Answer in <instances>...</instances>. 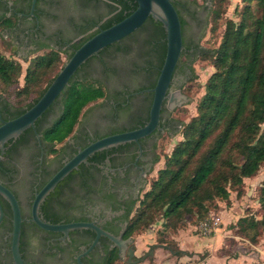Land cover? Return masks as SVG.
Masks as SVG:
<instances>
[{
	"label": "water",
	"instance_id": "water-1",
	"mask_svg": "<svg viewBox=\"0 0 264 264\" xmlns=\"http://www.w3.org/2000/svg\"><path fill=\"white\" fill-rule=\"evenodd\" d=\"M214 0H0V31L15 22L12 55L67 57L43 93L16 116L0 104V264L137 262L121 238L127 214L169 135L185 72ZM107 87L79 146L43 168L40 151L68 87Z\"/></svg>",
	"mask_w": 264,
	"mask_h": 264
},
{
	"label": "trees",
	"instance_id": "trees-1",
	"mask_svg": "<svg viewBox=\"0 0 264 264\" xmlns=\"http://www.w3.org/2000/svg\"><path fill=\"white\" fill-rule=\"evenodd\" d=\"M224 0H215L212 16L222 12ZM238 18H228L220 42L215 47L200 45L195 58H209L214 70L205 82V90L197 103V113L183 125V137L167 155L165 165L158 169L139 199L130 220L131 233L151 224L157 210L165 217L180 220L185 213L199 219L209 216V206L216 198H228L231 187L238 186L245 176L257 172L264 162V0H242ZM25 70L24 84L15 88L13 98L43 85L32 99L17 103L6 98L5 108L16 116L29 107L46 89L60 67L48 76L61 61L55 51L31 57ZM194 59V60H195ZM188 64L184 81L195 77ZM19 72V63L0 51V78L10 84ZM184 85V83H183ZM183 88V86H182ZM107 87L93 83L68 87L63 100L67 102L57 123L44 135L47 152H57V142L64 141L80 121L83 108L92 100L107 96ZM174 131V130H173ZM156 160V158H155ZM262 215L246 214L237 219L241 230L254 229L251 239L264 232V181L259 188ZM183 250L175 249V254Z\"/></svg>",
	"mask_w": 264,
	"mask_h": 264
},
{
	"label": "rangeland",
	"instance_id": "rangeland-1",
	"mask_svg": "<svg viewBox=\"0 0 264 264\" xmlns=\"http://www.w3.org/2000/svg\"><path fill=\"white\" fill-rule=\"evenodd\" d=\"M242 4V0H224L219 17L214 18L212 12L210 13L199 42L207 47L217 46L224 31L225 21L228 18L236 20ZM0 51L3 52L1 45ZM3 53L12 56L8 51ZM60 57V63L49 70L48 76L52 75L57 67H61L67 58L61 55ZM15 60L19 63V72L10 81L12 83L7 85H4L0 78V92L6 98L17 102L13 98L14 90L24 84L25 70L31 64L32 58H29V61H18V58ZM192 66L195 77L183 81L184 85L181 90V93H184L188 99L178 105L176 113V118L181 120L182 124L188 122L197 113L196 106L204 93L205 82L215 69L209 58L199 57L194 60ZM44 81L45 78L40 80L36 88L32 89L31 87L27 94L21 95V100L17 103H24L32 99ZM263 127L264 124L261 125V130ZM182 129L183 125L177 127L169 135L157 139L156 161L143 192L148 189L150 182L157 176L158 169L165 165L166 157L173 146L183 137ZM263 181L264 162L256 173L245 176L240 185L232 186L228 198H214L209 206V216L202 220L194 213H185L180 220L167 218L162 214V209L157 210L151 224L133 232L137 255H142L150 249L153 252L143 260L130 264H264V232H259L252 240L251 237L255 230L251 228L241 230L236 224L237 219L246 214L256 218L261 217L259 188ZM138 203L139 201L134 208V213ZM213 215L220 217L218 227L204 231L201 227L202 222L205 219L209 220ZM175 249L183 251L175 254L173 252Z\"/></svg>",
	"mask_w": 264,
	"mask_h": 264
},
{
	"label": "flooded vegetation",
	"instance_id": "flooded-vegetation-1",
	"mask_svg": "<svg viewBox=\"0 0 264 264\" xmlns=\"http://www.w3.org/2000/svg\"><path fill=\"white\" fill-rule=\"evenodd\" d=\"M21 1L22 0H4V6L5 7H16ZM213 6H214V2H213L212 7ZM212 7H211V10H212ZM211 10L209 12L208 17L210 16ZM208 17H207V20H208ZM207 20L205 22L204 27L206 26ZM13 31H15V22H8L6 30L0 31V39L3 38V37H6L8 35L13 34ZM12 43H13V41L0 43V45L3 48V52L8 51L9 54H12V48H11ZM44 52L45 51L40 52V53H36V54H41V53H44ZM36 54L29 55V58L33 57ZM5 56H7V55H5ZM7 57L8 58H13V59L18 58V56H13V55L11 57L10 56H7ZM0 104L5 108L6 105H4V104H6V98H5V95L2 92H0ZM107 105H108V94H107V96L99 97L97 99H94V100L90 101L86 105V107H85V109H84V111L82 113V117L80 118V121H79L78 125H76V127L72 131V133L64 141L57 142L55 144V147L58 148V151L57 152H49V153H54V159H50V160L46 161L43 164V168L52 167L54 164L60 163L61 162V151H63V150H71V149H74V148L78 147L80 142L83 139V135H84V132H85V128H86V124H87V121H88L89 114L97 112L98 110L106 107ZM177 127H180V123H178L177 119H175V125H174L173 130H175ZM156 142H157V140H156ZM156 142L154 144V155H155V158H156ZM47 149H48L47 143L42 142L40 151L47 152ZM151 171H152V169H151ZM151 171H150V173H151ZM150 173H149V175H150ZM149 175L147 176V178L145 179L144 183L140 187L139 191L135 195V198H134V200L132 202V205H131V207L129 209V212L127 214L125 223H124L122 231H121V238L124 240L125 243H127L130 247H132V249L134 251V260L139 258L141 255H137V253H136V248H135V245H134L133 233H131V231H130L129 224H130L131 217H132V215L134 213L133 212L134 208L137 205V202L139 201L140 197L142 196V194H143L142 192H143L145 186H147V184L149 182L148 181L149 180L148 179ZM137 262H139V261H137ZM137 262L118 261L116 264H130V263H137Z\"/></svg>",
	"mask_w": 264,
	"mask_h": 264
},
{
	"label": "built area",
	"instance_id": "built-area-1",
	"mask_svg": "<svg viewBox=\"0 0 264 264\" xmlns=\"http://www.w3.org/2000/svg\"><path fill=\"white\" fill-rule=\"evenodd\" d=\"M220 223V217L219 215H213L211 216V218L209 220L205 219L202 224L201 227L204 231L206 230H211V229H216L218 227Z\"/></svg>",
	"mask_w": 264,
	"mask_h": 264
}]
</instances>
